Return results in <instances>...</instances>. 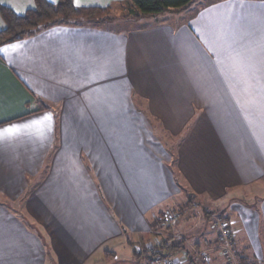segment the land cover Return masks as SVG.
I'll return each instance as SVG.
<instances>
[{"label":"crops","instance_id":"0c3cea01","mask_svg":"<svg viewBox=\"0 0 264 264\" xmlns=\"http://www.w3.org/2000/svg\"><path fill=\"white\" fill-rule=\"evenodd\" d=\"M124 1L74 0L110 18L58 21L1 48L0 132L16 131L0 137V264H116L129 232L148 239L147 264L180 248L185 261L192 249L154 221L185 184L204 200L252 186L259 212L242 206L233 236L264 225V0L199 7L178 32L124 29ZM0 6L23 15L35 0ZM156 128L185 139L160 142Z\"/></svg>","mask_w":264,"mask_h":264},{"label":"rangeland","instance_id":"374dc122","mask_svg":"<svg viewBox=\"0 0 264 264\" xmlns=\"http://www.w3.org/2000/svg\"><path fill=\"white\" fill-rule=\"evenodd\" d=\"M225 0H194V2L183 9H178V10H165L161 13H158L156 15H145L140 18H129L128 16V9L123 7L120 13V17L122 18H128V19H123L122 21V27L124 29L130 28V30L133 29H149V28H161L162 26L168 27L174 32H178L179 30L187 27L192 21L197 19V15L199 13V7H203L205 5H220L224 2ZM256 1V0H252ZM261 1V0H258ZM128 1H124L123 4H127ZM109 19V18H108ZM228 24L230 22L228 21ZM232 29V28H231ZM29 33L28 35H30ZM241 34V33H240ZM179 51V50H178ZM177 50H175L174 55H178ZM182 66V65H181ZM147 69V68H146ZM237 69V68H236ZM150 70V69H147ZM148 74L150 75V71H148ZM144 83V81H142ZM135 97L133 98L136 104L140 108H144L145 104H147V100L145 98H142L141 95L138 93L134 94ZM52 110H57L60 111L61 108H57L55 106L51 107ZM151 119L150 121L154 122V124L161 125L162 123H159V121L152 117L151 115H148ZM158 127V126H157ZM157 129V128H156ZM189 130V129H188ZM162 132V129H157L153 130V135L154 138L159 140L160 142H181L183 141L184 138V133L182 135H175L173 136L172 133L166 132L165 136ZM189 136V133H188ZM244 132L241 131L238 136L236 137H243ZM175 171V170H174ZM176 173V172H175ZM260 181L264 182V178L261 179ZM261 182V183H262ZM233 189V188H232ZM231 188L228 189L229 191V197L228 196H223L218 199H214L212 197H209V199L204 200L203 194H196L192 189L189 188L188 185L185 184L184 189H183V194L178 197L176 200H172L169 205L166 206V203H163L161 205V210L163 212H171L168 213L170 215L176 214L178 215V219L175 220L170 224L168 228L163 227L162 229H167V233L169 236H174L172 239H177L179 235H186L188 238V243H185L186 247L188 250L192 249L191 245L189 243H195V242H201L205 237H211L212 235H215L213 232V225L216 219L219 217L224 218L228 220V216H230V226L232 231H237L240 229L242 221L238 215V212L241 214V211L243 210V207H247L248 209H253L254 212H259L257 208L259 207V199H256L253 197L251 194L254 190V188L248 187V186H239L235 187V190L240 191L237 197H235L233 200L230 195V191H233ZM249 195L251 196V201L246 200ZM191 198L192 200H199L196 202H199L200 204L197 203V205L193 204L194 206L192 207H187L184 205V202L186 200ZM229 200V201H228ZM3 202L2 194H0V203ZM218 204V205H217ZM20 205L18 204V207ZM235 206V208H234ZM257 208H253V207ZM23 209H20V212ZM180 214V215H179ZM159 215V214H158ZM156 216V219L158 217ZM166 215V214H165ZM240 219V221H239ZM240 225V226H239ZM244 228V233L239 235V233L234 234L233 236V242L237 250L242 253L247 260L249 261L250 264H261V262L264 264V225H243ZM248 230L246 231V229ZM254 229L261 232L260 234H255ZM128 231L129 226L125 225L123 226V231ZM250 230V231H249ZM253 230V232H252ZM132 232L128 233L127 239L130 241V243H125L124 245H121L120 249L117 250L118 257L116 258V264H147V256L145 255L144 251L146 249V246L148 245L146 241L148 239H143L141 237H135L134 235H131ZM167 238L168 235H166ZM171 239V237H170ZM243 239V241H241ZM181 241V240H179ZM137 249H140L143 252V255L137 256L135 255V251ZM176 250V251H175ZM180 249H174L172 251H167L165 254L167 255L166 257L168 258H177L180 259L181 261L183 260L182 253L186 252L180 251ZM193 251L191 252V254ZM158 256V255H155ZM153 255V257H155ZM163 257H165L163 255ZM161 258H157L156 260H159ZM198 264H205L204 262H196Z\"/></svg>","mask_w":264,"mask_h":264},{"label":"trees","instance_id":"16d2710c","mask_svg":"<svg viewBox=\"0 0 264 264\" xmlns=\"http://www.w3.org/2000/svg\"><path fill=\"white\" fill-rule=\"evenodd\" d=\"M193 2L194 0H129L127 4L122 3L121 9L123 7L128 9V15L125 16L140 18L145 15H156L165 10L183 9L190 6ZM0 14L6 25L0 31L1 49L6 45L22 40L29 33H33L58 21L106 20L110 18V9L79 8L75 5L74 0H59L57 4L48 0H35V7L29 9L23 15L17 14L13 9L6 6H0ZM43 108L46 109V107ZM192 202V200L189 201V203ZM167 215L168 213H159L157 219L155 218L154 221H161L160 225L162 227V221L167 218ZM236 251L240 264H250L237 248ZM106 254L113 255L114 253L107 251ZM192 263L196 262L193 261Z\"/></svg>","mask_w":264,"mask_h":264},{"label":"built area","instance_id":"2783aa9c","mask_svg":"<svg viewBox=\"0 0 264 264\" xmlns=\"http://www.w3.org/2000/svg\"><path fill=\"white\" fill-rule=\"evenodd\" d=\"M178 215L172 214L167 215V218L162 221L163 227L168 228L172 222L178 219ZM215 231V239L211 237H205L198 244L189 243L192 247L193 253L191 256H187L185 261H181L176 258L164 257L159 260H155L156 264H182L186 262H211L215 254L223 257L225 264H240L238 253L236 251L234 242H233V231L231 229L230 223L219 217L214 222L212 226ZM178 240L188 243V238L184 235H179ZM153 248L149 251L153 253ZM142 251L137 249L136 254L141 255Z\"/></svg>","mask_w":264,"mask_h":264},{"label":"snow or ice","instance_id":"6c2138e0","mask_svg":"<svg viewBox=\"0 0 264 264\" xmlns=\"http://www.w3.org/2000/svg\"><path fill=\"white\" fill-rule=\"evenodd\" d=\"M7 49H0V51H6ZM50 119V117H49ZM16 130L14 129H5L3 132H0V137L12 135Z\"/></svg>","mask_w":264,"mask_h":264}]
</instances>
